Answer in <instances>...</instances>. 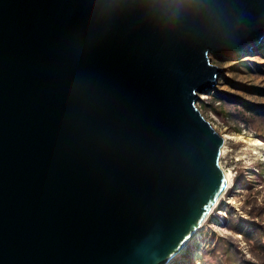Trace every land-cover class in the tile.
<instances>
[{
	"label": "water",
	"instance_id": "95a60500",
	"mask_svg": "<svg viewBox=\"0 0 264 264\" xmlns=\"http://www.w3.org/2000/svg\"><path fill=\"white\" fill-rule=\"evenodd\" d=\"M262 39L264 0H0V264H170L238 156L209 54Z\"/></svg>",
	"mask_w": 264,
	"mask_h": 264
},
{
	"label": "rangeland",
	"instance_id": "374dc122",
	"mask_svg": "<svg viewBox=\"0 0 264 264\" xmlns=\"http://www.w3.org/2000/svg\"><path fill=\"white\" fill-rule=\"evenodd\" d=\"M209 57L224 69L196 107L238 156L229 187L170 264H264V39L239 55Z\"/></svg>",
	"mask_w": 264,
	"mask_h": 264
},
{
	"label": "bare ground",
	"instance_id": "6f19581e",
	"mask_svg": "<svg viewBox=\"0 0 264 264\" xmlns=\"http://www.w3.org/2000/svg\"><path fill=\"white\" fill-rule=\"evenodd\" d=\"M224 137V139H226V140H228L229 138H227L226 136H223ZM254 145V144H253ZM251 146V145H250ZM231 179H232V176H231V178H230V180L227 182V187H229V184H230V182H231ZM227 189V188H226ZM223 195V194H222ZM220 200V199H219ZM216 205V204H215ZM215 207V206H214Z\"/></svg>",
	"mask_w": 264,
	"mask_h": 264
}]
</instances>
